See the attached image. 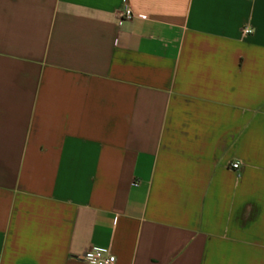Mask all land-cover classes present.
<instances>
[{"label": "crops", "instance_id": "1", "mask_svg": "<svg viewBox=\"0 0 264 264\" xmlns=\"http://www.w3.org/2000/svg\"><path fill=\"white\" fill-rule=\"evenodd\" d=\"M94 247L264 264V0H0V264Z\"/></svg>", "mask_w": 264, "mask_h": 264}, {"label": "built area", "instance_id": "2", "mask_svg": "<svg viewBox=\"0 0 264 264\" xmlns=\"http://www.w3.org/2000/svg\"><path fill=\"white\" fill-rule=\"evenodd\" d=\"M134 16L135 15L131 12V10L126 5H124L121 11V17L131 19ZM136 16L140 18L145 17L143 14H136ZM251 31L252 29L247 26L242 28L243 34H249ZM231 167L236 169L239 167V163L233 162ZM80 259L84 264H115L116 262L115 256L101 247H94L86 250L80 256Z\"/></svg>", "mask_w": 264, "mask_h": 264}]
</instances>
